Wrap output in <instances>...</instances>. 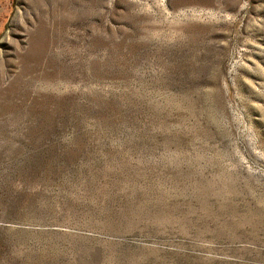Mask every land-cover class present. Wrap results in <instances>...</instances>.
I'll return each mask as SVG.
<instances>
[{"label": "rangeland", "instance_id": "1", "mask_svg": "<svg viewBox=\"0 0 264 264\" xmlns=\"http://www.w3.org/2000/svg\"><path fill=\"white\" fill-rule=\"evenodd\" d=\"M0 264H264V0H0Z\"/></svg>", "mask_w": 264, "mask_h": 264}]
</instances>
